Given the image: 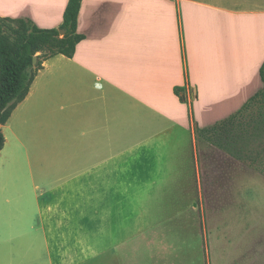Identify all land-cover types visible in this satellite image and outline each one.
Returning a JSON list of instances; mask_svg holds the SVG:
<instances>
[{"label":"crops","instance_id":"obj_1","mask_svg":"<svg viewBox=\"0 0 264 264\" xmlns=\"http://www.w3.org/2000/svg\"><path fill=\"white\" fill-rule=\"evenodd\" d=\"M68 2L0 0V18L59 29ZM77 34L73 57L45 60L0 126V264H144L128 253L147 248L128 239L163 213L148 199L202 202L201 147L215 146L200 132L262 89L264 0H82ZM111 98L139 113L127 119L144 132L133 177L116 144L135 135L95 126V103ZM131 187L156 189L135 212Z\"/></svg>","mask_w":264,"mask_h":264},{"label":"rangeland","instance_id":"obj_2","mask_svg":"<svg viewBox=\"0 0 264 264\" xmlns=\"http://www.w3.org/2000/svg\"><path fill=\"white\" fill-rule=\"evenodd\" d=\"M105 102L95 103L100 112L96 123H101L95 126L102 132L127 130L135 135L116 144V152H128V166L134 171L129 175L133 177L142 165L143 152L136 145L141 140L135 138L144 132L139 129L141 124H128L127 119L138 112L126 111L120 98L109 99L107 106ZM69 128L75 145L76 118L70 117ZM260 135L264 136V109L258 101L229 132L227 142L231 138L236 141L241 158H234L227 149L201 147L198 194L202 202L154 205L148 199L150 212L163 213L156 214L160 217L155 227L128 239V246L143 244L147 248L142 253H128L130 259L144 264H264V139H258ZM154 190L128 188V212L139 209V201L146 203Z\"/></svg>","mask_w":264,"mask_h":264},{"label":"trees","instance_id":"obj_3","mask_svg":"<svg viewBox=\"0 0 264 264\" xmlns=\"http://www.w3.org/2000/svg\"><path fill=\"white\" fill-rule=\"evenodd\" d=\"M81 2L82 0H69L63 24L59 29H40L27 18H0V126L7 123L16 106L26 99L45 60L56 55L73 57L77 44L82 40V36L77 34ZM7 23L17 27H11ZM61 30L65 31L63 37ZM37 55L38 62L34 65L33 59ZM260 76L262 89L242 110L200 132L201 137H205L208 143L230 150L234 158H241V150L236 146V141H230L232 138L227 142L230 130L239 124L242 116L258 101L264 109V63ZM258 139L262 140L264 136L260 135ZM4 145L5 137L0 128V152Z\"/></svg>","mask_w":264,"mask_h":264},{"label":"water","instance_id":"obj_4","mask_svg":"<svg viewBox=\"0 0 264 264\" xmlns=\"http://www.w3.org/2000/svg\"><path fill=\"white\" fill-rule=\"evenodd\" d=\"M64 33H65V31H63V30L60 31V34H61V35H63ZM37 62H38V57L36 56V57H34V59H33V64L36 65Z\"/></svg>","mask_w":264,"mask_h":264}]
</instances>
